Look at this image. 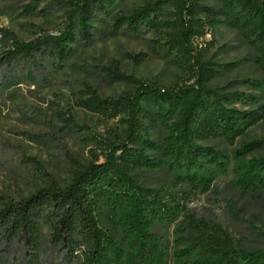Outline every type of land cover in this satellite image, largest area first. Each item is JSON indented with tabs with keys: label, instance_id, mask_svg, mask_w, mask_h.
I'll return each mask as SVG.
<instances>
[{
	"label": "trees",
	"instance_id": "1",
	"mask_svg": "<svg viewBox=\"0 0 264 264\" xmlns=\"http://www.w3.org/2000/svg\"><path fill=\"white\" fill-rule=\"evenodd\" d=\"M121 1L79 0L59 34L28 43L12 37L5 58L35 64L50 52L65 63L75 46L93 41L92 24L112 18L114 35L121 29L160 35L157 48L190 76V83L163 89L127 76L117 66L104 68V80L126 83L131 90L101 98L89 89L81 106L106 119L120 118L123 135L113 141L94 139L101 153H92L87 165L76 164L67 186L52 181L26 199L0 202L2 256L19 251L31 264L38 263L47 230L51 247L67 264H264V249L237 246L219 224L197 219L186 197L144 187L136 177L160 170L155 154L171 163L180 184L206 193L215 180L207 168H224L222 154L202 144L234 145L260 122L257 113L232 107L237 95L213 89L217 71L194 45L219 26L230 27L259 56L264 75V0H157L130 15L112 17ZM236 100L247 103L245 96ZM156 129L165 131L159 142L152 139ZM255 146L245 145L237 153V186L248 197L264 191V158L244 160Z\"/></svg>",
	"mask_w": 264,
	"mask_h": 264
},
{
	"label": "rangeland",
	"instance_id": "2",
	"mask_svg": "<svg viewBox=\"0 0 264 264\" xmlns=\"http://www.w3.org/2000/svg\"><path fill=\"white\" fill-rule=\"evenodd\" d=\"M78 1L0 0V202L26 199L52 181L67 186L76 164L87 165L92 153H101L94 139L113 141L123 135L125 127L120 118L106 119L81 106V100L89 97V89L101 98H118L131 90L126 83L111 85L104 80V68L117 66L125 75L163 89L190 83V76L157 48L160 35L146 30L133 35L126 29L114 35L112 18L92 24L93 41L75 46L73 56L65 63L59 64L50 52L38 57L35 64L5 58L12 37L28 43L59 34L67 27L73 4ZM155 1L122 0L112 17L130 15ZM28 8L36 12L29 14ZM194 47L215 65L210 66L217 71L213 89L221 95H237L232 107L257 113L260 122L234 145L225 141L202 144L222 154L224 168H207L215 180L206 193L180 184L171 173V163L155 154L151 156L161 163L160 170L140 172L137 180L144 187L186 197L197 219L219 224L237 246L252 251L264 249V191L244 196L236 181L241 162L237 153L245 145L256 144L253 153L244 155L245 161L264 158V75L257 62L260 58L227 26H219ZM242 96L247 103L236 100ZM164 136L162 129L152 132L154 141ZM3 248L0 264H31L19 251L2 256ZM35 264H67L51 247L47 230L42 257Z\"/></svg>",
	"mask_w": 264,
	"mask_h": 264
}]
</instances>
